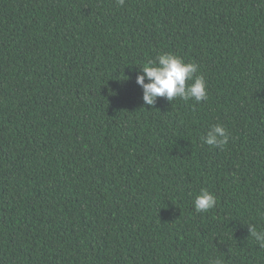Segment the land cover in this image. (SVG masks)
<instances>
[{"label":"trees","instance_id":"16d2710c","mask_svg":"<svg viewBox=\"0 0 264 264\" xmlns=\"http://www.w3.org/2000/svg\"><path fill=\"white\" fill-rule=\"evenodd\" d=\"M167 52L207 100L144 103ZM262 214L264 0H0V264H264Z\"/></svg>","mask_w":264,"mask_h":264},{"label":"clouds","instance_id":"9594fccd","mask_svg":"<svg viewBox=\"0 0 264 264\" xmlns=\"http://www.w3.org/2000/svg\"><path fill=\"white\" fill-rule=\"evenodd\" d=\"M116 3L123 6L125 0H116ZM140 68L141 73L136 76V83L143 90L142 99L146 105H154L158 97H165L169 102L177 97L184 101L194 99L196 102L208 98L206 79L203 74L197 75L199 65L196 62H186L178 54H158L155 60H150ZM200 139L202 144L223 148L229 143V134L222 124L216 123ZM193 203L197 212H207L216 206L217 198L208 189L202 188L195 195ZM248 228L249 235L256 244L264 248V228L258 230L253 224H248ZM210 264H224V261L221 257H216L210 259Z\"/></svg>","mask_w":264,"mask_h":264}]
</instances>
